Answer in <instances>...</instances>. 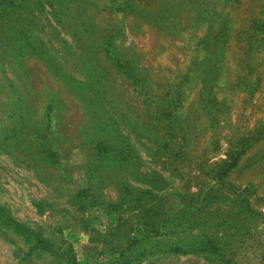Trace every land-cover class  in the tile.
I'll return each mask as SVG.
<instances>
[{
    "label": "rangeland",
    "instance_id": "374dc122",
    "mask_svg": "<svg viewBox=\"0 0 264 264\" xmlns=\"http://www.w3.org/2000/svg\"><path fill=\"white\" fill-rule=\"evenodd\" d=\"M0 264H264V0H0Z\"/></svg>",
    "mask_w": 264,
    "mask_h": 264
}]
</instances>
